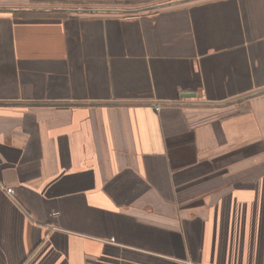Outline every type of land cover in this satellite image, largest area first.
Segmentation results:
<instances>
[{
    "label": "crops",
    "instance_id": "crops-1",
    "mask_svg": "<svg viewBox=\"0 0 264 264\" xmlns=\"http://www.w3.org/2000/svg\"><path fill=\"white\" fill-rule=\"evenodd\" d=\"M0 264H264V0H0Z\"/></svg>",
    "mask_w": 264,
    "mask_h": 264
},
{
    "label": "rangeland",
    "instance_id": "rangeland-1",
    "mask_svg": "<svg viewBox=\"0 0 264 264\" xmlns=\"http://www.w3.org/2000/svg\"><path fill=\"white\" fill-rule=\"evenodd\" d=\"M148 1H155V0H148ZM231 110H234V108L233 109H231ZM231 113H232V111H231ZM8 193V192H7Z\"/></svg>",
    "mask_w": 264,
    "mask_h": 264
},
{
    "label": "built area",
    "instance_id": "built-area-1",
    "mask_svg": "<svg viewBox=\"0 0 264 264\" xmlns=\"http://www.w3.org/2000/svg\"><path fill=\"white\" fill-rule=\"evenodd\" d=\"M8 193H10V190H7Z\"/></svg>",
    "mask_w": 264,
    "mask_h": 264
}]
</instances>
